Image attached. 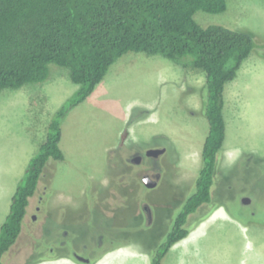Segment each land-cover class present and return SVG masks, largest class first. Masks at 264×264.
Instances as JSON below:
<instances>
[{"label": "rangeland", "instance_id": "374dc122", "mask_svg": "<svg viewBox=\"0 0 264 264\" xmlns=\"http://www.w3.org/2000/svg\"><path fill=\"white\" fill-rule=\"evenodd\" d=\"M195 19L248 31L257 46L224 93L226 133L211 188L219 205L190 216L189 235L161 264H264V0H228L225 12L199 11ZM203 85L202 74L160 56L127 53L113 64L63 120L65 159L45 167L2 264H84L69 251L90 264H150L200 168ZM77 89L68 69L50 64L44 82L2 91L0 226L56 112ZM156 149L164 150L161 178L148 190L138 177L148 160H129ZM142 205L153 213L149 225Z\"/></svg>", "mask_w": 264, "mask_h": 264}, {"label": "trees", "instance_id": "16d2710c", "mask_svg": "<svg viewBox=\"0 0 264 264\" xmlns=\"http://www.w3.org/2000/svg\"><path fill=\"white\" fill-rule=\"evenodd\" d=\"M227 2L0 0V95L5 89L44 82L50 64L68 69L71 82L78 86L56 112L45 141L30 159L11 197L0 226V264L21 233L45 167L50 161L65 159L60 148L63 120L93 94L111 66L127 53L160 56L200 73L206 89L203 111L208 133L200 168L150 264H161L170 249L189 235L191 215L200 210L211 212L219 205L211 188L226 133L224 93L257 46L248 31L222 25L203 27L195 19L199 11L225 12Z\"/></svg>", "mask_w": 264, "mask_h": 264}, {"label": "flooded vegetation", "instance_id": "af4514ba", "mask_svg": "<svg viewBox=\"0 0 264 264\" xmlns=\"http://www.w3.org/2000/svg\"><path fill=\"white\" fill-rule=\"evenodd\" d=\"M147 151L143 153L137 154L129 161L130 163L140 166L143 163L144 159L148 160V165L145 170L138 172V177L140 178L143 186L148 190L155 188L158 185V182L161 178V173L157 170L156 162L161 155H146ZM153 184V186L149 187L148 185ZM245 203V202H244ZM145 219L147 220L148 225L153 222V213L147 205H142ZM69 232L64 230L63 233L60 235L61 238V245L65 246L68 242ZM103 242V241H102ZM68 255L73 258L74 260L79 261L80 263L90 264L91 260L80 254V251H69Z\"/></svg>", "mask_w": 264, "mask_h": 264}, {"label": "water", "instance_id": "95a60500", "mask_svg": "<svg viewBox=\"0 0 264 264\" xmlns=\"http://www.w3.org/2000/svg\"><path fill=\"white\" fill-rule=\"evenodd\" d=\"M163 153H164L163 149H156V150L147 151L146 155L147 156H150V155H161ZM148 186L151 187V186H153V184L148 185Z\"/></svg>", "mask_w": 264, "mask_h": 264}]
</instances>
